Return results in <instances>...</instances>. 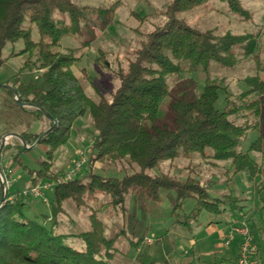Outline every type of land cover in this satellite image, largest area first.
Returning <instances> with one entry per match:
<instances>
[{
    "label": "trees",
    "instance_id": "1",
    "mask_svg": "<svg viewBox=\"0 0 264 264\" xmlns=\"http://www.w3.org/2000/svg\"><path fill=\"white\" fill-rule=\"evenodd\" d=\"M211 1L172 0L165 11L166 23L143 34L132 57L126 60V67L118 71L111 68L107 53L99 50L97 64L112 72L111 78L119 84L116 88L99 86L86 77L87 90L73 67L83 59L82 50L96 39L95 27L103 29L113 24L121 1L107 8H95L79 6L74 0H0V69L9 58L28 55L22 70H34L39 75L31 82L17 80L13 88L21 102L43 108L58 121L39 144L46 148V158L38 171H31L32 185L59 177L54 170L55 153L66 147L75 124L87 113L94 132L85 173L55 186L49 215H42L41 220L27 218L25 196L14 187L8 189L6 205L0 212V264H120L116 247L120 233L107 238L101 214L105 207L125 213L129 196L156 199L161 190L173 191L177 198L175 215L185 201H193V210L175 222L186 229L203 212H244V200L239 196L213 195L209 191L210 180L201 183L191 176L181 179L170 173H149L168 161L183 159L190 163L197 155L215 169L221 167L218 162L230 163L228 170H232H226L227 179L219 184L232 180L231 174H246L254 180L263 172L251 153L264 156V78L249 77L245 80L247 89L237 94H231L222 81L207 79L192 99L191 81L179 87L170 85L172 78L180 77L187 69L207 72L214 62L234 68L242 59L251 61L254 56L257 35L201 31L180 18ZM223 1L231 11L247 15L241 0ZM56 13L62 17L58 22ZM92 15L93 20L88 18ZM83 27H91L93 32L82 48L62 49V40L66 36L77 38ZM33 28L38 31V41L33 38ZM19 41H23V50L2 58L5 47ZM9 92L14 95L12 90ZM221 94L225 105L219 109ZM165 98L166 117L161 118V102ZM14 101L18 103L15 96ZM30 111L46 122L45 130L54 124L40 111ZM254 132L256 139L247 151H241L242 141ZM22 135L33 145L43 132ZM3 137L0 135V142ZM24 150L21 143L5 146L1 169L7 155L18 161ZM207 158L211 160L206 162ZM98 163L118 165L125 175L121 179L99 175L94 172ZM188 168L193 170L194 166ZM67 201L88 213L89 229L85 232H56ZM217 223L211 221L209 225ZM71 238L80 239L82 247L68 245ZM142 241L143 238L130 244L139 247ZM235 247L239 248L238 241ZM136 260L141 263L142 255Z\"/></svg>",
    "mask_w": 264,
    "mask_h": 264
},
{
    "label": "rangeland",
    "instance_id": "2",
    "mask_svg": "<svg viewBox=\"0 0 264 264\" xmlns=\"http://www.w3.org/2000/svg\"><path fill=\"white\" fill-rule=\"evenodd\" d=\"M116 1H121V6L116 12L113 24L103 29H100L99 25L95 27L96 39L87 49L82 50L83 59L73 67V72L87 90L89 83L86 77L91 78L99 86L110 88L118 86L119 81L111 78L112 72L103 70L97 64L99 50L107 53V59L114 71L126 67V60L132 57L134 50L143 39V34L166 23L165 11L172 0H74L79 6L95 8H107ZM241 6L247 11V15L240 16L237 12L231 11L223 0H213L205 6L181 14L180 18L201 31H215L220 35L228 32L235 35H257V47L252 60L242 59L234 68H224L214 62L207 72L202 70L190 72L187 69L180 77L170 80L171 87H179L191 81L190 98L192 99L193 94L203 87L207 79L222 81L223 87L231 94H237L247 89L245 80L249 77L264 78V0H241ZM55 18L58 22L62 17L56 13ZM88 18L93 20L94 16ZM26 26L29 24L27 23ZM90 29L91 27H83L77 38L66 36L61 42V48H82L83 42H87L93 32ZM32 32L33 38L38 41L37 29L33 28ZM23 48V41L8 44L2 52V58L18 53ZM27 59L26 54L11 57L0 69V86H2L0 87V135L5 136L15 132L39 134L46 131L42 125L44 120L30 111L35 109L22 108L14 101V95L9 92L10 87H13L17 80L31 82L35 80L36 75H39L34 70L31 72L27 69L22 70ZM167 105L168 98H165L161 102V118L166 117ZM224 105L225 98L221 94L217 107L222 109ZM93 133L87 113L75 124L70 142L55 153L54 170L59 176L68 172L79 150L87 152L90 150ZM256 137L255 132L249 134L247 139L242 141L240 150L247 151ZM13 139L8 142L11 147L22 144L21 140ZM251 156L259 162L263 171L261 176L254 180H249L246 174L241 173L236 177L231 174L229 179L232 180L219 184L227 179L226 170L230 168V163L218 162L221 167L215 169L198 155L190 163L183 159L172 163L168 161L149 172L170 173L181 179L191 176L201 183L210 180L209 191L213 195L222 197L232 193L242 198L245 207L243 213L238 212L233 215L226 212L213 215L203 212L192 227L186 229L175 222L189 214L195 203L191 200L185 201L182 208L178 207L175 215L173 210L177 205V198L176 194L169 190H161L160 196L156 199L129 196L125 213L119 210L108 211L109 209L105 207L101 219L106 227V237L111 238L120 233L116 241V247L120 251L119 263L164 264V261H168L169 264H226L224 258L234 249L235 243L226 246L224 236L233 226L240 224H246L253 231L257 240L255 243L261 249L259 260L264 259V156L256 153H251ZM45 158L44 146L26 148L19 155L18 161L11 160L8 155L4 158V167L8 164L14 171L16 180L14 189L18 193L22 195L23 191L33 186L34 175L31 171H38ZM210 160L207 158L206 162ZM189 165L194 166V171L188 168ZM94 172L104 177L118 179L125 175L118 165L104 166L99 163L95 165ZM52 181L39 180L38 184ZM45 196L48 202L25 197L27 218L41 220L42 215L50 214L54 190L46 191ZM65 209L66 213L60 217L57 233L77 235L89 229L86 211L75 207L72 201L65 203ZM211 221L218 223L209 225ZM214 226L218 227V231L214 230ZM142 238L139 247L130 244V241L136 242ZM67 244L78 249L83 245L78 238H71ZM138 255H142L141 263L136 260Z\"/></svg>",
    "mask_w": 264,
    "mask_h": 264
},
{
    "label": "built area",
    "instance_id": "3",
    "mask_svg": "<svg viewBox=\"0 0 264 264\" xmlns=\"http://www.w3.org/2000/svg\"><path fill=\"white\" fill-rule=\"evenodd\" d=\"M87 160L88 152L85 150H79L76 153V158L73 160L71 168L66 174L59 176L52 182H44L41 184L33 185L27 190L23 191L22 195L25 197L42 199L44 202H48V199L45 196V192L53 190L55 186L60 183L79 178L86 167ZM15 183L16 180L14 177V171L12 170L10 165H6L4 169H2V172H0V212L6 205V194L8 192V189L14 187ZM224 238L226 246H230L236 241H238L239 243L238 258L236 264H262L258 258H254V256L257 255L258 247L255 243L254 234L246 224L233 226L229 230V232L226 233ZM148 241L150 242V239Z\"/></svg>",
    "mask_w": 264,
    "mask_h": 264
},
{
    "label": "water",
    "instance_id": "4",
    "mask_svg": "<svg viewBox=\"0 0 264 264\" xmlns=\"http://www.w3.org/2000/svg\"><path fill=\"white\" fill-rule=\"evenodd\" d=\"M2 87V86H0ZM6 87V86H5ZM10 90L13 91L14 93V96H15V99L17 100L18 104L22 107V108H34L35 110H38L40 111L45 117H47L48 119H51L54 124L47 128L46 131L43 133L42 136L39 137V139L32 145L29 143V141L22 135V134H19V133H10L8 135H5L1 142H0V157H1V154H2V151L4 149V147L6 145H8V142H9V139L11 138H17L19 140H21L22 144L24 147H26L27 149H34L36 148L37 146H39V144L41 143L42 139L47 135L49 134L57 125H58V121L56 118H54L53 116H51L48 112H46L43 108L37 106V105H33V104H28V103H23L20 101L19 99V95H18V92L16 89H14L13 87H10ZM0 172H2V169L0 167ZM6 187V186H5ZM5 198V197H4Z\"/></svg>",
    "mask_w": 264,
    "mask_h": 264
},
{
    "label": "crops",
    "instance_id": "5",
    "mask_svg": "<svg viewBox=\"0 0 264 264\" xmlns=\"http://www.w3.org/2000/svg\"><path fill=\"white\" fill-rule=\"evenodd\" d=\"M27 108H25V109H27ZM42 125L45 127L46 126V122L43 121ZM15 133H18V132H15ZM30 135H33V134H30ZM213 228H214V230L218 231L217 230L218 227L214 226ZM222 234H223V232H222ZM256 235H257V233H256ZM257 247H258V252H257V255L254 256V258H258L259 259L260 255H261V249H260L259 245ZM237 258H238V248H236L235 245H234V249L230 250V252L227 253V255L225 256L224 260H225L226 264H236ZM261 261L263 262V263L262 262L261 263L264 264V259H262Z\"/></svg>",
    "mask_w": 264,
    "mask_h": 264
}]
</instances>
